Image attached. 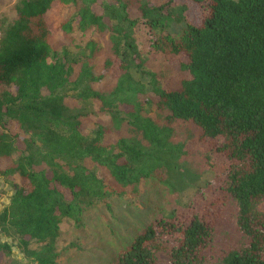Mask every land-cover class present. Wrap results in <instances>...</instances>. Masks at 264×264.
Listing matches in <instances>:
<instances>
[{"label":"trees","instance_id":"obj_1","mask_svg":"<svg viewBox=\"0 0 264 264\" xmlns=\"http://www.w3.org/2000/svg\"><path fill=\"white\" fill-rule=\"evenodd\" d=\"M16 11L0 38V175L15 185L0 235L55 264L62 221L83 226L103 206L111 264H197L231 198L245 241L223 263L264 264V0H18ZM91 99L112 123L87 128ZM203 171L214 176L191 187ZM161 175L166 206L150 207L142 188ZM125 196L147 215L134 228L113 204ZM12 254L0 239V264H20Z\"/></svg>","mask_w":264,"mask_h":264},{"label":"rangeland","instance_id":"obj_2","mask_svg":"<svg viewBox=\"0 0 264 264\" xmlns=\"http://www.w3.org/2000/svg\"><path fill=\"white\" fill-rule=\"evenodd\" d=\"M18 0H0V32L3 34L8 24L11 23L13 17L16 15V6ZM177 65V63H175ZM148 69H159L158 60L152 61L148 59L145 62ZM174 71L176 69L173 67ZM79 104V103H78ZM80 104H84L81 103ZM87 108V115L84 118V123L88 129L95 127L96 122H103L105 124L112 123L108 113L104 112L99 107L97 100L91 99L84 104ZM127 126L122 124L121 129H126ZM179 137L183 138L184 134L178 132ZM201 141H195L191 154L183 157L185 159V166L189 162L195 159V150L202 148ZM199 156L197 155V159ZM218 163L214 166L216 170L222 167L221 158L216 156L213 158ZM215 171V170H213ZM212 171H203L200 173L198 178L193 182L196 188L202 186L203 182L207 179L212 178L214 175ZM160 178V179H159ZM163 175L155 178L156 185L154 187L144 186L142 191V199L144 203L150 207L157 204H163L168 199L169 191L168 185L165 180L161 179ZM15 185L6 182L5 179L0 175V210L9 202V198L13 193ZM191 193V192H190ZM189 193L181 195L182 199L187 198ZM190 195V194H189ZM115 211L121 215H125L128 219L129 228L138 226L137 222L145 217L146 214L135 209L136 205L133 204V198L125 196L118 200L113 201ZM140 207V206H137ZM260 212H264V201L260 202L257 206ZM236 212L237 205L235 201L229 198L225 201L219 217L215 224L214 237L211 245L204 252V259L197 264H224L223 257L230 247L245 241V237L239 231L236 224ZM148 217L146 220H148ZM106 220L112 221V216L107 210L102 207H95L90 210L87 214L84 225L77 226L70 219H64L59 226V234L57 236V250L58 256L55 264H111L110 255L111 248L108 241ZM144 220V221H146ZM2 241H7L12 245V257L16 261H20V264H36L27 260L15 247V241L12 237L0 235ZM156 258L159 263H165L168 261L167 253L163 250L156 252Z\"/></svg>","mask_w":264,"mask_h":264},{"label":"built area","instance_id":"obj_3","mask_svg":"<svg viewBox=\"0 0 264 264\" xmlns=\"http://www.w3.org/2000/svg\"><path fill=\"white\" fill-rule=\"evenodd\" d=\"M0 38H1V32H0Z\"/></svg>","mask_w":264,"mask_h":264}]
</instances>
